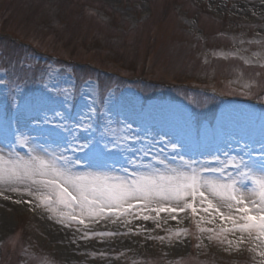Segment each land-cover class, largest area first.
I'll return each mask as SVG.
<instances>
[{
  "label": "rangeland",
  "instance_id": "374dc122",
  "mask_svg": "<svg viewBox=\"0 0 264 264\" xmlns=\"http://www.w3.org/2000/svg\"><path fill=\"white\" fill-rule=\"evenodd\" d=\"M0 39V85H7L0 87V118L18 121L14 126L31 123L16 107L55 84L56 92L70 100L75 97L74 117L87 110V94L101 109L109 107L105 100L111 96V117L105 112L93 117V123L97 135L102 131L121 143L128 132L116 120L137 119L153 129L152 136L161 127L160 117H165L167 126L189 146L185 155L189 162L215 167L208 150L215 152L219 145L221 152L230 147L234 154L239 149L233 134L241 128L251 132L252 140L260 139L264 0H0ZM37 54L49 56L47 63L35 60ZM78 64L85 68H76ZM193 80L203 84L188 87ZM142 138L144 143L136 148L145 149L149 141ZM45 146L56 151L51 143ZM249 146L260 144L249 142ZM163 147L152 148L156 160L150 153L138 163L161 166L159 160L164 159L178 165V160L172 161L171 148L158 151ZM17 151L25 155L28 150L17 145ZM215 154L224 160L221 153ZM124 164L118 159L114 166ZM205 176L213 179L215 174ZM45 195L40 192L39 200L22 203H15L20 196L14 193L0 195V264H260L256 241L237 244L240 234L221 233L231 224L219 216L202 211L193 216L187 210L176 220L158 217L152 223L99 225L90 230L68 221L60 228L50 223L49 214L75 215V207L40 203ZM27 215L30 219L25 221ZM180 229L186 232L178 236ZM75 234L80 240L77 246L68 241ZM225 238L233 245L220 242Z\"/></svg>",
  "mask_w": 264,
  "mask_h": 264
},
{
  "label": "snow or ice",
  "instance_id": "6c2138e0",
  "mask_svg": "<svg viewBox=\"0 0 264 264\" xmlns=\"http://www.w3.org/2000/svg\"><path fill=\"white\" fill-rule=\"evenodd\" d=\"M55 88V84L51 88L45 86L39 96L26 99L16 107L18 113L31 121L24 128L14 126L18 125V121L11 118H0V186L6 187L9 193L21 196L15 203L25 202L24 195L33 197L46 192L40 203H59L70 209L78 208L80 215H72L71 212L61 215L80 224H84L80 216L85 213L93 217L132 214L148 221L156 217L144 214L146 212H155L156 216L167 213L176 220L180 213L187 210L193 216L202 211L219 216L221 221H230L231 227H224L220 232L239 233L237 244L255 240L260 264H264V126L261 127L259 141L252 140L251 132L245 128L234 133L233 142L239 149L234 154L230 147L223 152L219 145L215 147V152L209 149L208 155L216 162V166L212 167L207 163L185 160L189 146L179 133L167 126L165 117H160L161 127L152 136L149 133L153 129L144 127L137 119H131V123H128L129 117H125L123 122L116 120L115 123H123L128 132V139L121 143L102 131L97 135L93 123V117L105 112L111 117V96L105 100L109 107L101 109L96 98L87 94L84 97L87 110L74 117L71 106L75 97L70 100L56 92ZM142 137H147L149 142L145 149L136 148L135 145L144 143ZM249 142L259 143L260 147H250ZM48 143L54 145L56 151L49 152L45 146ZM17 145L27 148V154L20 155ZM155 145L164 146L158 149L161 154L164 149L171 148L174 153L172 161L178 160L177 167H170L164 159H160L159 163L165 170L155 168L151 162L138 163L150 153L156 160L157 155L152 152ZM65 152L77 155L70 158L64 155ZM215 153H221L224 160ZM118 159L125 161L121 168L114 166ZM185 167L188 170H184ZM80 168H96L97 171H78ZM207 172L214 173L215 177L209 179L205 176ZM257 196L258 199L255 198ZM8 198L4 196V199ZM152 204L157 207H150ZM221 208L238 215H226ZM204 219L200 216V220ZM200 231L213 233L215 230L201 228ZM185 232V229H180L177 235ZM216 238L219 239V236ZM158 239L163 240V237ZM208 239H213V236ZM225 241L229 246L234 243L226 238L220 242Z\"/></svg>",
  "mask_w": 264,
  "mask_h": 264
},
{
  "label": "bare ground",
  "instance_id": "6f19581e",
  "mask_svg": "<svg viewBox=\"0 0 264 264\" xmlns=\"http://www.w3.org/2000/svg\"><path fill=\"white\" fill-rule=\"evenodd\" d=\"M52 149L53 148H48V151L49 152H53ZM169 166L170 167H177V165L174 164V162H170ZM155 168L160 169V170H165L163 165L155 166ZM104 170L107 171L106 169H104ZM140 170H143V169H140ZM83 171H97V169L96 168H88L87 170H83ZM119 174L123 175V172H120ZM0 191H3V194L8 192L6 190V187H4V186H0ZM16 195H18V194H16ZM38 195H39V193H37L33 197H29L27 195H24L23 199H27L25 201H29L32 198H35V197L37 198ZM245 195H247V193H245ZM18 196H20V195H18ZM255 198H257V197H255ZM20 199H21V196H20ZM213 203H214V205L216 204V200L215 199L213 200ZM241 206H243V205H241ZM150 207L155 208V207H157V205L156 204H152ZM234 207H236V206L234 205ZM249 207H251V204H249ZM133 211H135V210H133ZM221 211L225 212L226 215H229V214L238 215V213H229L226 208H221ZM73 212L75 213V215H80V210L78 208H74ZM61 213H64V212L56 211L55 213L52 212V213L49 214V218L51 219L50 223H52L53 226L63 228V227H65V224L68 223V221H72V220L68 219L66 216H62ZM67 213H69V212H67ZM144 214H149V215L155 216L156 217L155 220H157L158 217L159 218L162 217L164 219L172 220L167 213H163V212L160 213L158 216H156L155 212H150V213L146 212ZM179 215H181V213ZM179 215L177 217H179ZM132 217H134V218L131 221L130 214H128V215H120V216H111V217H93V216H90L89 214L85 213L83 216H80V218L84 220V224H80L79 222L78 223L84 230H86V228L89 229V228H91L93 226H99V225L100 226H104V227L112 226V228H114V227L116 228V227H120L124 223H133L131 225H134V224H140V223L156 222L155 220L145 221V220H143L142 218H140L138 216H132ZM227 223L231 224L230 221L227 222ZM68 241L73 246L79 245V242H80V240H78V237L76 236V234L69 236L68 237Z\"/></svg>",
  "mask_w": 264,
  "mask_h": 264
}]
</instances>
